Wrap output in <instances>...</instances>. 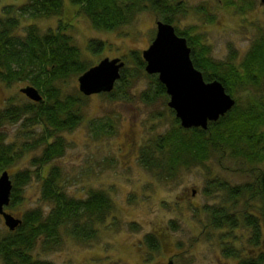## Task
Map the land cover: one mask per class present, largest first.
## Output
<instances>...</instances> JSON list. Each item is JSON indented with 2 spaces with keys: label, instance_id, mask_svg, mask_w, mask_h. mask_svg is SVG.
Listing matches in <instances>:
<instances>
[{
  "label": "rangeland",
  "instance_id": "374dc122",
  "mask_svg": "<svg viewBox=\"0 0 264 264\" xmlns=\"http://www.w3.org/2000/svg\"><path fill=\"white\" fill-rule=\"evenodd\" d=\"M62 1L61 16L22 20V27L35 25L42 33L63 31L90 66L104 58L124 59L125 81L113 98L97 94L85 99L81 123L71 131L56 132L66 144L63 155L48 163H42L41 157L47 143L54 139H44L46 130L41 125L29 127L20 121L0 130L7 143L22 151L6 171L12 176L28 171L31 176L21 188L19 201L5 210L16 218L34 210L48 214L51 204L41 197V180L54 168L69 196L84 198L90 190H102L112 198L114 210L91 241L82 243L63 233L59 245L44 250L38 243L33 255L52 264H238L239 259H248L252 254L264 255V229L262 247L256 251L249 242L248 228H214L209 212L226 206L223 201L232 202L224 200V192L212 189L216 179L228 181L231 187L243 185L251 182V170L254 166L260 168V163L250 164L245 157L232 158L230 151L220 150L203 163L180 168L176 177L166 181L139 161L141 148L172 130L177 120L168 107L169 96L154 94L157 76L147 74L146 65L140 69L129 58L131 51L141 56L148 49L155 38L158 18L143 13L119 30L102 31L94 29L70 0ZM183 1L186 13L176 18L174 26L200 35L216 61L233 58L240 63L253 43L264 36V6L259 0H231L233 5L227 0ZM26 2L0 0V17L4 7L17 8ZM91 40L104 42L105 48L100 53L89 52ZM77 80L78 76H72L66 81V95L78 94ZM27 86L30 84L26 82L11 86L0 83V110L30 103L20 93ZM145 95L153 99L148 101ZM233 97L241 106L255 99L264 103V86L236 92ZM237 204L235 211L245 212L253 202L243 200ZM228 207L231 210L232 204ZM6 230L0 215V233ZM225 249L239 251V258L226 256Z\"/></svg>",
  "mask_w": 264,
  "mask_h": 264
},
{
  "label": "trees",
  "instance_id": "16d2710c",
  "mask_svg": "<svg viewBox=\"0 0 264 264\" xmlns=\"http://www.w3.org/2000/svg\"><path fill=\"white\" fill-rule=\"evenodd\" d=\"M79 13L84 15L92 27L102 31H116L132 24L143 13L153 14L157 21L170 24L179 37L185 38L191 49L190 58L194 67L202 73L205 82L219 81L226 92L233 97L236 92L258 89L264 86V36L253 43L243 61L235 63L233 58L216 61L211 58L209 47L201 42L200 35L191 34V29L180 30L174 26L176 18L186 13L183 0H70ZM233 5L231 0H227ZM62 0H27L20 7L6 6L0 17V83L11 86L26 82L38 90L41 102L23 105H9L0 110V130L5 125L25 122L26 126L39 124L48 142L42 153V163H48L63 155L64 139L56 132L71 131L83 119L82 106L85 99L78 94L66 95L63 86L70 77H80L92 66L82 60L80 50L72 38L60 30L42 33L35 25L22 27V20L61 16ZM241 11L242 8L237 7ZM22 28H24L22 30ZM104 42L91 40L87 49L100 53ZM129 58L142 69L145 62L136 51ZM124 60V59H123ZM125 67L114 89L103 93L113 98L120 83L125 81ZM155 96H165V87L154 79ZM119 88V87H118ZM21 93V92H20ZM125 92L123 93V96ZM146 100L153 99L145 95ZM166 97V96H165ZM234 98V97H233ZM235 99V98H234ZM263 101V100H262ZM255 99L243 106L235 99V106L218 121L209 123L206 130L183 129L178 120L173 129L151 140L139 153L140 163L156 177L171 180L180 168H188L205 162L213 154L230 151L232 158L245 157L254 166L251 182L235 187L226 180L216 179L215 191L226 194L222 208L210 210L214 228L222 225L237 229L245 226L251 233L250 244L258 251L262 246L264 229V103ZM16 150L5 141L0 131V174L20 157ZM255 163V164H256ZM58 171L54 168L41 180V197L51 204L48 214L40 210L25 213L21 224L14 230L0 233V264H52L33 255L40 243L44 250L60 244L62 234L79 242L87 243L99 233L113 214L114 204L109 194L102 190H90L84 198H75L62 189ZM13 189L9 206L19 201L21 188L27 185L31 176L28 171L11 175ZM252 201L245 212L235 211L236 202ZM234 202V204H233ZM232 204V208L228 207ZM258 210V211H256ZM6 211V210H5ZM258 212V214H257ZM242 213V214H240ZM240 214V215H239ZM241 216V218H239ZM151 236H148L150 238ZM154 241V239H153ZM226 250V249H225ZM260 251V250H259ZM239 251L226 250V256L238 257ZM264 255H251L239 259L238 264H262Z\"/></svg>",
  "mask_w": 264,
  "mask_h": 264
},
{
  "label": "water",
  "instance_id": "95a60500",
  "mask_svg": "<svg viewBox=\"0 0 264 264\" xmlns=\"http://www.w3.org/2000/svg\"><path fill=\"white\" fill-rule=\"evenodd\" d=\"M264 6V0H259ZM191 49L185 38L179 37L172 25L156 22V36L142 57L145 71L157 75L170 100L168 107L174 111L183 129L206 130L235 106V100L219 81L205 82L190 58ZM125 67L121 58L101 60L78 77V88L84 96L111 92ZM29 100L41 102L37 89L27 86L20 90ZM13 183L8 171L0 174V215L5 226L14 231L22 222L5 211L10 205ZM168 264H175L170 261Z\"/></svg>",
  "mask_w": 264,
  "mask_h": 264
},
{
  "label": "flooded vegetation",
  "instance_id": "af4514ba",
  "mask_svg": "<svg viewBox=\"0 0 264 264\" xmlns=\"http://www.w3.org/2000/svg\"><path fill=\"white\" fill-rule=\"evenodd\" d=\"M256 211H258V210H256Z\"/></svg>",
  "mask_w": 264,
  "mask_h": 264
}]
</instances>
